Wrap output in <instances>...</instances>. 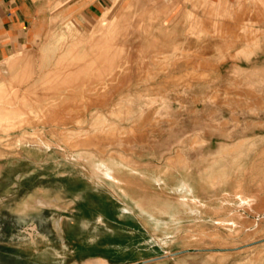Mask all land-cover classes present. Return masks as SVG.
I'll return each instance as SVG.
<instances>
[{
    "label": "rangeland",
    "instance_id": "1",
    "mask_svg": "<svg viewBox=\"0 0 264 264\" xmlns=\"http://www.w3.org/2000/svg\"><path fill=\"white\" fill-rule=\"evenodd\" d=\"M8 59L0 264H264V0H109Z\"/></svg>",
    "mask_w": 264,
    "mask_h": 264
},
{
    "label": "crops",
    "instance_id": "2",
    "mask_svg": "<svg viewBox=\"0 0 264 264\" xmlns=\"http://www.w3.org/2000/svg\"><path fill=\"white\" fill-rule=\"evenodd\" d=\"M109 0H0V63L46 33L55 17L99 14ZM9 60V59H8Z\"/></svg>",
    "mask_w": 264,
    "mask_h": 264
}]
</instances>
